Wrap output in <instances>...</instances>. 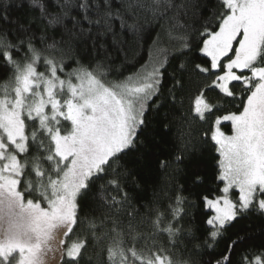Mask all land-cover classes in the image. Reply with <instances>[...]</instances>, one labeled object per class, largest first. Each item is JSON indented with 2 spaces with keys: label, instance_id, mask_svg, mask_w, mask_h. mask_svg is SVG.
Segmentation results:
<instances>
[{
  "label": "snow or ice",
  "instance_id": "snow-or-ice-1",
  "mask_svg": "<svg viewBox=\"0 0 264 264\" xmlns=\"http://www.w3.org/2000/svg\"><path fill=\"white\" fill-rule=\"evenodd\" d=\"M153 26L132 71L121 37ZM163 108L161 128L178 112L189 132L157 159L171 187L141 212L129 186ZM195 126L216 153L211 178L185 164ZM253 216L264 220V0H217L208 16L201 0H0V264H264V240L230 232Z\"/></svg>",
  "mask_w": 264,
  "mask_h": 264
},
{
  "label": "trees",
  "instance_id": "trees-1",
  "mask_svg": "<svg viewBox=\"0 0 264 264\" xmlns=\"http://www.w3.org/2000/svg\"><path fill=\"white\" fill-rule=\"evenodd\" d=\"M201 3L204 8V15L208 16L215 10L217 6V0H201ZM19 13L14 11L13 15H18ZM193 21L189 19V23ZM159 27L153 26L145 30L143 37L134 36L132 33H126L121 37V40L126 43L123 47L128 51V61L139 63L135 64V68H131L132 71H135L136 68L140 67V64L146 63L149 60V46L152 45V40L156 37V33L160 32ZM108 54L111 57V60L115 62L116 65L124 63V54L111 43V38H108L107 41ZM103 56V53H101ZM171 71V69H169ZM127 75V73H125ZM188 101H185V106L187 107ZM167 108L161 109L159 114L149 113V119L151 121L150 128L153 133V139L156 142V146L152 150V154L149 156L148 160L145 162L146 172L141 174L140 177V186L133 187L129 186V193L132 197L133 204L140 208L141 212L144 209L141 205L148 204L154 196V192H161L165 185L171 187L172 179V170L169 169L165 171L158 167L157 159H172L175 155L178 148L181 146V142L188 136V128L183 126L180 114L170 113L169 115V127L163 129L160 126V121L164 117V113L168 112ZM206 127V126H205ZM202 131V128L195 126L191 132L192 143L194 151L192 152V158L186 160L185 164L191 165L192 160H195L196 165L203 168V170L211 178L214 170L215 161L212 159L216 153L208 146H204L199 143V137L197 133ZM228 131V129H225ZM184 167V165H181ZM180 182H184L183 177L178 178ZM187 186V185H186ZM192 192V197L195 198V193L201 191V189H190ZM189 191H186L184 194L189 195ZM87 211V210H86ZM196 217L197 222H199L200 214L203 209H191L190 210ZM245 229L253 237L254 243H259L264 240V220L258 219L255 216L242 220L236 227L230 229V232L240 231ZM185 243L191 248V244L186 240ZM224 244L221 243L217 251L222 250ZM204 259H208L207 256Z\"/></svg>",
  "mask_w": 264,
  "mask_h": 264
}]
</instances>
